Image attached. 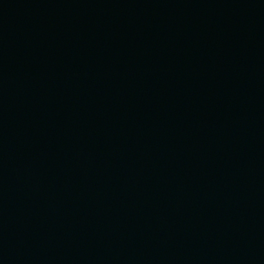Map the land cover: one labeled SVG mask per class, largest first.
Here are the masks:
<instances>
[{
	"label": "water",
	"instance_id": "water-1",
	"mask_svg": "<svg viewBox=\"0 0 264 264\" xmlns=\"http://www.w3.org/2000/svg\"><path fill=\"white\" fill-rule=\"evenodd\" d=\"M204 53L264 96V0H145Z\"/></svg>",
	"mask_w": 264,
	"mask_h": 264
}]
</instances>
